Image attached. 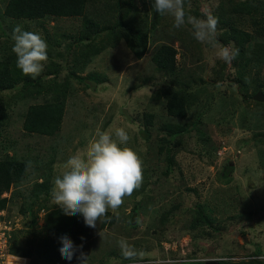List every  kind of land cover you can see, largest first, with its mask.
<instances>
[{
  "label": "rangeland",
  "instance_id": "rangeland-1",
  "mask_svg": "<svg viewBox=\"0 0 264 264\" xmlns=\"http://www.w3.org/2000/svg\"><path fill=\"white\" fill-rule=\"evenodd\" d=\"M114 1L94 0L93 6H88L89 17L108 21ZM5 2L0 0V57L12 44V31L19 24L24 30L40 32L48 44V60L42 73L56 68L60 71L57 81L66 80L69 62L80 47L75 37L82 31V19L10 22L3 16ZM124 2V10L129 9L126 20L133 19L134 25L149 35L147 52L137 60L123 41L114 43L103 38L100 46L104 50L88 64L84 75L95 71L106 81L91 91L70 79L71 95L56 138L24 134L26 103H10L9 98L17 90L0 93V108L1 103L6 108L5 114L0 112V159L5 155L32 161L35 158L38 165L52 161L51 188L47 195L40 196V201L27 199L29 179L37 176L34 169L28 170L29 179L26 177L24 185L8 194L12 199L0 212V264H80L79 252L70 261L62 256L56 261L49 258L57 257L62 235L74 245H83L80 251L87 256L86 264H126L123 261L127 260L128 264L168 260L185 264L192 259L264 262V103L245 99L246 93L232 83L242 75L248 95L253 94L251 82H264V63L226 64L215 58V50L193 38L189 25L174 28L171 16L151 9V0H130L131 8L128 0ZM224 3L190 0L185 11L200 18L203 9L210 8L219 20L218 39L227 45L222 35L228 24L251 33L252 27L247 18L230 17ZM111 22L115 24L116 20ZM160 45L176 49L174 76L158 71L151 62ZM169 85L187 90L189 106L184 119L166 115L164 92ZM144 115L152 116V126L145 127ZM168 123L181 125L186 132L171 139L166 136L163 141L161 129ZM118 127L130 137L126 145L120 146L131 148L142 161L141 186L124 197L118 209L106 212L118 216L112 226H101L103 216L95 228L83 224L79 230L70 228L59 237L52 236L43 229L45 212L37 209L45 204L60 209L52 202L54 179L66 171L64 164L70 156L86 149L98 129L111 132L115 139ZM227 165L232 170L224 178L221 175L223 171L228 173ZM197 205L207 207V214L220 228L218 232L203 237L189 230ZM31 211L36 215L34 221ZM133 215L134 224L129 226ZM75 217L83 223L82 216ZM121 238L146 255L135 260L123 258ZM53 243L56 247L48 252L47 245ZM16 252L26 257L13 256ZM110 252L116 256L108 257Z\"/></svg>",
  "mask_w": 264,
  "mask_h": 264
},
{
  "label": "trees",
  "instance_id": "trees-1",
  "mask_svg": "<svg viewBox=\"0 0 264 264\" xmlns=\"http://www.w3.org/2000/svg\"><path fill=\"white\" fill-rule=\"evenodd\" d=\"M94 0H6L3 10V16L10 22L18 21H41L49 18H81L82 31L75 37V42L80 45L77 48L72 60L69 62V71L67 79L63 82L57 81L59 70L50 68L48 72L41 73L36 79L22 75L16 67V57L11 52L13 42L9 45L0 57V93L15 91L11 96V102L23 103L26 109L23 115L22 129L24 134L29 136H38L45 138H56L61 129L66 113L67 102L71 95L70 79L76 80L82 84L85 89L95 91L99 85L104 83L105 77L98 72H88L84 75V71L89 67V63L96 58L104 46L100 45L103 38L110 42L123 41L127 48L131 51L137 60L142 59L149 44L148 33L135 26L133 19L127 21L126 17L129 9L124 10L126 2L124 0H116L110 9V19L101 22V19L95 20L89 17L88 6L91 3L93 6ZM129 1V8L133 4ZM133 2V0H132ZM224 9L227 10L228 15L237 18H247L252 27V33L239 28L237 25L228 24L222 37L224 42L228 44L232 42L238 49L239 55L233 60L235 63H240L243 66L250 64L264 63V0H225ZM224 13V11H221ZM225 14V13H224ZM226 15V16H228ZM117 16V17H115ZM115 19V24L111 20ZM4 34V33H1ZM65 38L72 39V36L64 35ZM100 40L97 42V39ZM52 42V41H49ZM48 54V53H47ZM176 49L169 45H160L152 54L151 62L155 68L169 76H174L177 72L176 68ZM60 68V65H58ZM83 75H82V74ZM242 75H238L233 79L232 83L239 86L242 92L246 95L244 98L253 99V96L261 91L263 94L264 82L260 80H253L251 87L253 94L248 95V85L245 79H241ZM46 77L49 78L46 81ZM166 96L165 111L168 117L184 119L188 113V97L187 90L179 85H169L164 92ZM38 101V102H37ZM8 103L7 105H10ZM0 112L5 114L6 108L1 103ZM145 127L152 126V116L144 115ZM162 132L165 141L168 138L181 135L186 132L184 127L177 124H164ZM38 159H18L5 155L0 159V212L7 209L8 203L11 201V196H4L6 194L12 195L14 189L25 184L26 177L29 179V169L36 171V178L29 179L31 183L30 195L27 199L33 203L40 199V196L47 195L51 188V173L50 164H37ZM34 164V165H32ZM31 166H34L31 168ZM228 169L226 174L223 171L221 175L228 178L231 174L232 168L226 166ZM47 198H45L46 200ZM40 201V200H39ZM23 210V209H22ZM42 210L45 212L43 218V229L52 236H60L65 234L66 229L74 228L79 230L82 228V221H78L75 216L64 215L62 211L49 208L47 205H42L37 209L38 212ZM209 210V209H208ZM210 211V210H209ZM25 214V211H21ZM28 212V211H27ZM32 212V211H31ZM37 212V213H38ZM32 221L36 219V215L32 212ZM117 215L106 213L102 220V227L112 226L116 220ZM129 226H133L132 216L128 220ZM191 232H196L199 236H209L212 233L218 232L220 228L216 226L215 220L207 214V207L197 205L193 210V218L188 226ZM211 233H210V231ZM195 234V233H194ZM78 235V234H75ZM198 236V237H199ZM56 244L47 245V251L53 250ZM52 252V251H51ZM13 256H23L18 252L12 253ZM57 257H49L51 261H56L60 252H57ZM42 257V252L39 254ZM45 256V254H43ZM116 256L114 252H110L108 257ZM48 260V257L46 258ZM128 264L129 261H123ZM219 264H264L262 261H240L233 262L231 260H218Z\"/></svg>",
  "mask_w": 264,
  "mask_h": 264
},
{
  "label": "clouds",
  "instance_id": "clouds-1",
  "mask_svg": "<svg viewBox=\"0 0 264 264\" xmlns=\"http://www.w3.org/2000/svg\"><path fill=\"white\" fill-rule=\"evenodd\" d=\"M186 3H190V0H151V9L160 15L171 16L174 28L189 25L196 41L215 50V58L230 65L239 55V49L232 42L225 45L219 41L218 17L208 7L203 9L200 18L186 14ZM11 39V52L16 57L17 69L22 75L36 79L48 60L46 40L40 32L24 30L19 24L14 27ZM114 135L115 139L111 132L98 129L83 152L68 158L64 164L66 171L54 179L51 189L52 202L62 213L82 216L84 224L90 228H95L98 220L109 209H118L124 197L131 196L143 181L141 159L131 148L120 146L128 143V133L124 128L118 127ZM59 241V252L64 259L70 261L79 252L77 259L80 264H86L87 256L80 251L82 244L74 245L67 235H62ZM119 247L125 259L135 260L146 255L144 251H138L129 245L124 238L120 239ZM205 262L192 259L185 264ZM160 264L175 262L160 261Z\"/></svg>",
  "mask_w": 264,
  "mask_h": 264
},
{
  "label": "water",
  "instance_id": "water-1",
  "mask_svg": "<svg viewBox=\"0 0 264 264\" xmlns=\"http://www.w3.org/2000/svg\"><path fill=\"white\" fill-rule=\"evenodd\" d=\"M253 100L259 103H264V94L261 91H258L254 96ZM135 219V215L132 216V220ZM205 264H219L216 260L206 261Z\"/></svg>",
  "mask_w": 264,
  "mask_h": 264
},
{
  "label": "crops",
  "instance_id": "crops-1",
  "mask_svg": "<svg viewBox=\"0 0 264 264\" xmlns=\"http://www.w3.org/2000/svg\"><path fill=\"white\" fill-rule=\"evenodd\" d=\"M5 196V195H4ZM6 196H8V194H6Z\"/></svg>",
  "mask_w": 264,
  "mask_h": 264
}]
</instances>
